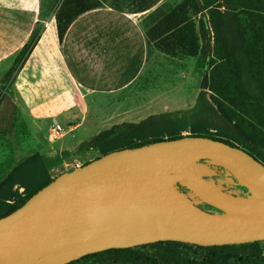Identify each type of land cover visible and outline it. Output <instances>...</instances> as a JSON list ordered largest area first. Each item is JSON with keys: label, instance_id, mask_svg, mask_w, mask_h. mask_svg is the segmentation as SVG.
<instances>
[{"label": "rangeland", "instance_id": "374dc122", "mask_svg": "<svg viewBox=\"0 0 264 264\" xmlns=\"http://www.w3.org/2000/svg\"><path fill=\"white\" fill-rule=\"evenodd\" d=\"M94 3L95 0H42L41 16L52 15L51 18L47 16L40 19L28 46L0 60V213L7 206L16 204L26 188L38 184L29 166L17 171L11 179L7 174L9 167L12 170L30 153L22 148L25 141H29V133L13 132L14 126L24 119L13 102L15 79L28 61L30 46L38 41L43 31L51 30L59 39L58 29L65 21ZM29 7L25 3L20 6L26 10ZM3 12L5 14L6 11ZM143 23L149 39L163 51L174 52L175 55L164 52L168 57H177L180 64L178 74L172 79H164L163 88L178 90L180 100L184 99L179 100L178 109L164 112L163 118H160V114L154 116V121H162V124L160 127L153 126L150 132L145 130L141 136L142 142L167 138L169 134L192 135L188 119L199 110L201 98L203 106L221 111L220 120L215 122L218 129H208V134H219V137L227 134L228 140L249 160H264V0H165ZM0 24V32H28L31 28L29 20H10L6 15ZM237 28L243 33L238 38L235 34ZM252 33L256 37L252 55L256 51L258 59L250 73L246 64L251 49L242 45L241 41H251ZM217 48L224 56L228 53L231 55L219 60L216 57ZM190 52L196 54H185ZM170 69L172 67L164 69V77L167 76V70L172 71ZM218 86L224 88L226 95L216 91ZM164 98H170V94H164ZM227 99L235 101L239 112L228 106ZM233 116L235 120H232ZM120 120L122 118H109L107 126ZM124 122L118 128L126 125ZM92 138L91 134L69 154L67 159L73 165L68 166L76 167L77 163L83 165L101 155L89 145ZM134 142L138 141L135 139ZM50 150L54 152L58 148L52 145ZM193 166L200 176L216 180L213 170L207 165L197 162ZM62 172L55 169L51 177ZM172 185L175 187L173 182ZM176 185L183 184L176 181ZM189 189L188 193L181 192L185 199L201 206L204 204L205 209L212 208L202 201L195 190ZM227 191L233 195V191ZM255 242L252 245L247 242L210 247L215 250V254L211 252L212 249L164 243L147 242L132 245L128 250H122L128 247L120 245L80 256L65 264H264V240ZM225 254L230 257L225 258Z\"/></svg>", "mask_w": 264, "mask_h": 264}, {"label": "water", "instance_id": "95a60500", "mask_svg": "<svg viewBox=\"0 0 264 264\" xmlns=\"http://www.w3.org/2000/svg\"><path fill=\"white\" fill-rule=\"evenodd\" d=\"M207 159L229 172V182L258 203L241 205L194 164ZM173 171L172 182L198 183L195 192L217 212L171 196L149 177ZM177 189V188H176ZM230 192V191H229ZM239 196V195H237ZM243 197V196H241ZM92 218L105 225L87 240L35 264H65L114 247L131 228L159 225L157 240L220 246L264 240V165L236 147L206 136L164 139L100 155L57 175L21 206L0 217V264H22L27 250L44 249L71 223Z\"/></svg>", "mask_w": 264, "mask_h": 264}, {"label": "crops", "instance_id": "0c3cea01", "mask_svg": "<svg viewBox=\"0 0 264 264\" xmlns=\"http://www.w3.org/2000/svg\"><path fill=\"white\" fill-rule=\"evenodd\" d=\"M96 1L73 18L61 39L43 31L14 82L13 102L24 119L13 132L29 133L22 148L30 151L27 157L38 154L50 175L74 168L67 157L91 134L170 112L180 103L178 90L163 88L164 79L178 74L179 61L149 39L143 23L165 0ZM23 3L31 8L21 9ZM42 8V0H0V21L6 15L31 24L28 32H0V60L18 51L49 16H41ZM167 93L170 98H164ZM112 117L122 120L107 126ZM54 124L63 131L49 141L45 131Z\"/></svg>", "mask_w": 264, "mask_h": 264}, {"label": "trees", "instance_id": "16d2710c", "mask_svg": "<svg viewBox=\"0 0 264 264\" xmlns=\"http://www.w3.org/2000/svg\"><path fill=\"white\" fill-rule=\"evenodd\" d=\"M98 4L99 3L95 0L94 4L88 5L82 11L96 7V5H98ZM82 11L73 14L71 17H69L65 21V23L62 25V27H60V29H58V38L59 39L62 38L64 31L66 30L67 25L73 20L74 17H76ZM33 34L34 33L32 32L29 39L22 46V48L29 45L28 43L30 42L31 38L33 37ZM235 34H236L237 38L240 37L241 35H243L242 31H240L239 28H237ZM251 38H252L251 41H246V42L241 41L242 45H245L246 48L250 47V49H251L250 50L251 54H248L249 59L247 60V64H246V67H247V69H249L250 73H251V70L253 69L252 68L253 65L256 63V61L258 59V53L256 51L252 55V53H253L252 48L254 45H256V43H255L256 37L254 36L253 33L251 34ZM35 43L36 42H34L33 45L30 46L29 53L33 49ZM219 47L221 49L220 45H218V48ZM220 49H218V52L216 50V57L219 60H222V59L225 60L227 56L231 55L230 53H228L227 56H224V54L220 53ZM166 51L167 50H164V52H166ZM167 52L171 53L172 55H175L174 52H170V51H167ZM185 54L193 56L196 54V52H190V53H185ZM223 89L224 88L222 86H218L216 88V91H218L221 95H226L225 92H223ZM225 101L230 108H232L233 110H237L239 112V110L236 108V103L234 100H231V99L228 100L227 99ZM199 103H200L199 110L196 113L191 114V116H189V119H188L190 121L189 123H190L192 135L206 136V137H210L213 139L221 140V141L235 147V145L228 140L229 138L226 136L227 134H224V136H223L224 138H223V137H219V134L218 135L217 134L211 135V134L207 133L208 129H216V130L218 129L215 125V122L220 120L219 114L221 113V111L220 112L218 110L216 111L214 109V107L212 108L210 106H207V107L203 106L202 105L203 100L201 98H199ZM216 108L221 110V108L219 106H217ZM154 116H157V115L148 116L145 119L139 121L138 123L127 122L126 125L120 126L119 128H118L119 125H114V126L110 127L109 129L103 130V131L99 132L98 134H96L92 138V140L89 142V145L95 147L101 155H104L108 152L118 150V149H122V148H131V147H136V146H139L142 144H148V143L156 142L159 140L174 139V138L182 137V135H180V134H178V135L169 134V136L167 138L156 139V140H152L149 142H142L143 138L141 136L145 132V130L150 132L151 131L150 129L153 126L160 127V125L162 124V121H154L155 120ZM163 117H164V113L163 114L161 113L160 118H163ZM234 117L235 116L232 117V120H235ZM135 139L138 142H134ZM97 157H99V156H97ZM260 162H261V164L264 165V160H262V161L260 160ZM198 163L205 164L210 169L213 170V175L216 178V180H214V182L217 185L220 184V186H221L220 188L222 190L227 192V189H229L230 192L233 191L232 192L233 195H239V196H243V197L248 196L249 192L247 191V189L245 187H243L239 184H236V183L229 182V180L227 178L230 175H229V172L225 168H223L217 164H214L207 159L200 160ZM27 166L32 168L33 176H35V178L38 180V184L33 188H26V192L18 200V202L14 205L7 206L0 213V217L7 215L8 213L15 210L17 207L21 206L37 190H39L41 187L45 186L46 184L50 183L53 180V178L56 177L55 176L52 178L50 173L48 172V169H47L46 165L44 164L42 158L38 154H33L30 157L23 160L22 162H20L14 168H12V170L9 173L10 179L13 177V174H15L19 170L26 168ZM18 180H22V179H18ZM176 188L179 192H182V193L190 192V189L185 185H177ZM197 206L201 207L204 210H208L209 212H217L218 211L217 209H215L213 207L211 209H205L201 205L197 204ZM149 243H151V244L164 243L165 245H175V246L176 245L194 246L196 248H204L206 250H209V249H212L215 247H225L223 245H220V246H200V245L191 244V243H185V242H179V241H169V240H157V241L149 242ZM255 243L256 242H251L250 244L252 245ZM210 247H212V248H210ZM128 249H131V247L122 248V250H128ZM211 252L215 254L214 249H212ZM223 256L225 258L230 257L229 254L228 255L225 254ZM210 264H216V263L212 262Z\"/></svg>", "mask_w": 264, "mask_h": 264}, {"label": "bare ground", "instance_id": "6f19581e", "mask_svg": "<svg viewBox=\"0 0 264 264\" xmlns=\"http://www.w3.org/2000/svg\"><path fill=\"white\" fill-rule=\"evenodd\" d=\"M172 174L173 171L170 169L156 171L150 175L149 180L165 193L180 199H185L183 194L176 190V188L172 185ZM179 182L193 190H196L199 186L198 183L187 179H180ZM232 199L234 202L241 205L258 203V201L254 199L237 195H232ZM104 225V223L97 222L92 218H86L71 223L61 232L58 238L46 248L35 251L27 250L22 258V264H35L38 261V257L48 258L54 254L64 251L72 244L87 240ZM162 236L163 232L159 225H147L141 228H131L114 244V246L119 247L121 245L125 247L129 245L128 247H130L132 245L155 241ZM53 245L55 246L53 247Z\"/></svg>", "mask_w": 264, "mask_h": 264}, {"label": "built area", "instance_id": "2783aa9c", "mask_svg": "<svg viewBox=\"0 0 264 264\" xmlns=\"http://www.w3.org/2000/svg\"><path fill=\"white\" fill-rule=\"evenodd\" d=\"M63 131L59 124H54L45 131L46 139L49 141H54L57 139L58 135Z\"/></svg>", "mask_w": 264, "mask_h": 264}, {"label": "flooded vegetation", "instance_id": "af4514ba", "mask_svg": "<svg viewBox=\"0 0 264 264\" xmlns=\"http://www.w3.org/2000/svg\"><path fill=\"white\" fill-rule=\"evenodd\" d=\"M203 205V207H204V204H202ZM205 208V207H204Z\"/></svg>", "mask_w": 264, "mask_h": 264}]
</instances>
